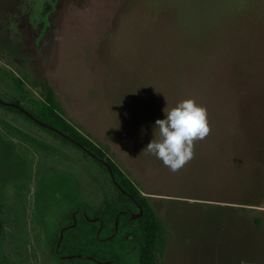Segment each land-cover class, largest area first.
Instances as JSON below:
<instances>
[{"label": "rangeland", "instance_id": "rangeland-1", "mask_svg": "<svg viewBox=\"0 0 264 264\" xmlns=\"http://www.w3.org/2000/svg\"><path fill=\"white\" fill-rule=\"evenodd\" d=\"M11 78L38 99L49 87L136 182L165 224L160 264H264V0H0L6 100ZM185 99L210 131L173 172L144 149ZM65 196L98 208L116 193L76 149L0 109L4 264H60L40 220Z\"/></svg>", "mask_w": 264, "mask_h": 264}, {"label": "trees", "instance_id": "trees-1", "mask_svg": "<svg viewBox=\"0 0 264 264\" xmlns=\"http://www.w3.org/2000/svg\"><path fill=\"white\" fill-rule=\"evenodd\" d=\"M16 95L11 100L0 97V109L23 118L46 134L71 146L105 172L116 196L94 208L85 198L50 200L41 211L45 243L60 264H160L166 248L163 220L136 186L63 116L53 91L45 88L38 99L25 90L22 82L11 78ZM1 205V203H0ZM0 207V235L1 225ZM1 250V249H0ZM0 264H4L0 251Z\"/></svg>", "mask_w": 264, "mask_h": 264}, {"label": "clouds", "instance_id": "clouds-1", "mask_svg": "<svg viewBox=\"0 0 264 264\" xmlns=\"http://www.w3.org/2000/svg\"><path fill=\"white\" fill-rule=\"evenodd\" d=\"M154 129L158 138L152 139L144 150L175 172L193 157V142L203 140L210 129L207 112L192 99L178 102L157 119Z\"/></svg>", "mask_w": 264, "mask_h": 264}]
</instances>
